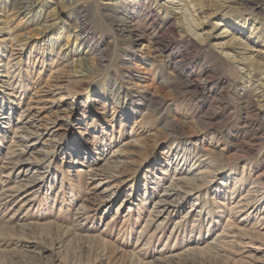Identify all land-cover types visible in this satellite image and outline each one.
<instances>
[{
	"label": "rangeland",
	"instance_id": "374dc122",
	"mask_svg": "<svg viewBox=\"0 0 264 264\" xmlns=\"http://www.w3.org/2000/svg\"><path fill=\"white\" fill-rule=\"evenodd\" d=\"M23 1L16 13L14 0H0V264H264V239L251 230L264 208L244 225L243 213L230 214L264 172V0ZM154 17L171 30L151 68L144 51ZM55 69L69 96L78 92L62 132L9 171L21 111ZM163 78L170 85L157 89ZM186 116L194 127L182 133L172 124ZM140 138L108 171L111 199L78 211L97 182L89 169ZM214 146L224 152L194 165ZM165 150L176 160L163 162ZM191 167L206 171L198 187L188 186L164 223H147L170 178Z\"/></svg>",
	"mask_w": 264,
	"mask_h": 264
},
{
	"label": "bare ground",
	"instance_id": "6f19581e",
	"mask_svg": "<svg viewBox=\"0 0 264 264\" xmlns=\"http://www.w3.org/2000/svg\"><path fill=\"white\" fill-rule=\"evenodd\" d=\"M12 8L16 13H23L26 9L25 8V2L23 0H14V4H13ZM256 8H257L256 10H258V11H263L262 9H260L259 5H256ZM147 18H148V14L147 15L143 14V19L146 20ZM129 20H130V22H128L129 24H131V23L135 24V22L132 19H129ZM229 24L233 25V23H229ZM135 25H138V24H135ZM138 26H135V27H138ZM119 28H120V26H119ZM125 28H128V27H124V29ZM146 29L148 30V33L145 35V36H147L146 38L148 40V48L144 52L146 53V55L149 56V59H151L150 60L151 62H149V66L152 68L154 63L157 64V62H159V61H156L155 57H154L155 59L150 57V56H152V55H150L151 51H155L157 49L159 51H161V49L163 47L164 48L166 47V43H165L166 41H165L164 36H165L167 31L169 32L171 30V27H169L168 25L163 26L161 23H158V26H156V19L154 17V19H152V21H150L149 24L146 26ZM82 31H83L82 27H80L79 28V34L76 36V39H78V36L80 37V35L83 34V33H81ZM117 31H118V29H117ZM242 31H244V28L242 29ZM9 44H11V43L9 42ZM13 49H15V48H12V50ZM16 51H17V53H19L18 52L19 50H16ZM158 55H159V53H158ZM161 55H162V53H161ZM156 57H157V55H156ZM186 57H187V54H185L183 56H179L178 59L176 60V63L179 64V63L184 62ZM62 67H64V66H62ZM58 71H59L58 69L51 71L50 75L47 76L48 78L42 84H40L34 88L31 96L29 97L27 103L25 104L24 108L22 109L21 115L19 116L20 119L18 118L19 120H17L18 123L16 125L15 135L13 137V139L19 141L17 147L20 146V148L16 149L15 150L16 152L15 151L11 152L13 157L9 158L10 162L7 163L6 167H4L5 169H7L9 171L19 169L21 164L29 162V158L32 156V154H37L36 152L34 153V151H30V150H32L37 144H39L40 141L43 140V142H44L43 146H45L47 142H52V141L56 140V139L53 140L52 137H54L56 135L59 136V132L62 130L63 124L65 123L67 116H68V112H67L68 106H70L72 103V101H70V100L72 98H74L76 95H78V92L74 93V96L73 95L71 96L72 98L69 96L70 95L69 92L65 91L61 82H56L57 78L54 75H57ZM61 71H63V70H61ZM60 73H62V72H60ZM10 74H12V73H10ZM200 76H195L196 77L195 81L198 85L203 81ZM168 81H170V80H167L165 78L158 80L157 81V84H158L157 89L162 90V87H165L167 84H169ZM155 89H156V87H155ZM250 99H251V97H250ZM93 101L99 105L101 103L103 104V102H98L97 99H93ZM248 103L251 105H254L253 102L250 100L248 101ZM243 106H245V105H243ZM249 107H252V106H249ZM60 108H61V110H60ZM245 108H246V106H245ZM257 108H258V106H257ZM58 109L60 111H58ZM247 109H249V108H247ZM187 116L185 118V121H183V122L180 121L181 123L178 122L179 119L177 120V123H176V121L175 122L173 121L172 126L176 127V124H177L180 131L182 130L181 131L182 133H183V130H185V129L192 130V128L194 126L193 127L191 126L192 125L191 120H189L190 118H188ZM193 117H195V116H193ZM246 118H249V117L247 116ZM194 120L195 119H193V121ZM246 120H248V119H246ZM249 122H250V120H249ZM135 124H136V122H134V124L131 128L136 127ZM244 124H247V122L245 121ZM48 131H50L49 135L47 133ZM133 133H134V131L131 129L130 134H133ZM134 134H133V136H134ZM153 136H154V133L151 132V133L146 134L144 139L145 138H151ZM135 137H136V135H135ZM142 140L143 139L140 138V139H135L132 141L125 142L118 149H116L112 152L110 157L105 161V163L103 165L96 166V167L93 166L92 168L89 169V171H88L89 172V180L91 182H93L97 178L96 179L97 182L95 184H92V186L89 187L88 191L85 193V198L83 199L82 204L78 208V211H80L82 213L88 211L90 209V205H92V203L94 201H96L97 199H100L103 202H107L111 199V195L109 194V192L112 188L110 189L109 186H110V183L112 182L113 176L110 173H108V171L116 170L119 167H121L120 166L121 164L123 165V163L126 162L124 160L125 158H122V156L125 155L123 150H122L123 147H131V146L138 145L139 143H142L141 142ZM145 140H147V139H145ZM217 149H218L217 146H214V150L217 152H215L213 150L210 151L209 149L203 150L201 155L198 156V160H196V163H194V165L202 164V163L198 164L197 162L203 157H206L205 160L207 158L209 160L212 152L215 154H220L221 152H224V148H221L218 150ZM42 150L43 149H39L38 154ZM28 152H30L29 158L24 159V155ZM172 156H174V157H172ZM176 156H177L176 153H173V155H172V152L168 151V150H165L161 153V159L163 160V162L170 160L171 158L175 159V158H177ZM202 161H204V160L202 159ZM249 167H250V165H249ZM193 168L194 167L189 168L188 173H187L188 175L186 174V176H182L180 174V175H173L170 178L168 183L165 185L162 194L158 197L157 200H155L154 207H153L154 210H153L152 214L149 216L147 223L149 222V224H150L151 220L153 218L156 220H160L163 217L164 218L160 222L164 223V220L166 219V217H169V215L172 212H174V210L177 209L178 206L181 205V202L184 200V198L187 195H191L192 190H190L188 188V186L193 185L195 187H198L197 185L199 183H201L206 171L202 168L203 170H201L200 172H196L195 169H193ZM244 170H243V172H245ZM174 172H176L175 169H174ZM243 172H242V174H244ZM242 174H241V177H242ZM253 180L254 181L251 184V186L248 188L246 194L242 195L240 198H238L231 205V210H232V213H230L231 217L234 218V216L236 214L243 213L244 216L240 220V222H242L243 225L248 223V219L250 216L256 215L260 209L264 208V202H262L260 200L261 198H263L262 196L264 194V172L258 173L254 177ZM238 183H239V180L236 181L233 189H236V187L239 185ZM12 192H14V191H6V193H8V195H9V193L11 195ZM256 192L259 193V194H257L259 197H256L255 199H251V196ZM194 193L197 194L198 190L194 191ZM10 197H12V196H10ZM195 197H197V196H195ZM190 210H192V207L190 208ZM226 222L228 223L227 225L230 226L229 221L227 220ZM251 230L253 231L252 236L256 235L257 238H263L264 239V214L259 217L258 222L256 223V226L253 227V229H251ZM240 231H239L240 234H243V232L244 233L247 232V231H242V230H240ZM241 238H243V237H241ZM251 238L253 239V237H251ZM261 241H262L261 243H264L263 240H261ZM252 249L258 250V251L260 250L259 241H258L257 245L252 246Z\"/></svg>",
	"mask_w": 264,
	"mask_h": 264
}]
</instances>
